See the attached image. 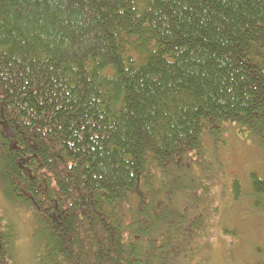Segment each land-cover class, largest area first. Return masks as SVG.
Returning a JSON list of instances; mask_svg holds the SVG:
<instances>
[{"label": "trees", "instance_id": "trees-1", "mask_svg": "<svg viewBox=\"0 0 264 264\" xmlns=\"http://www.w3.org/2000/svg\"><path fill=\"white\" fill-rule=\"evenodd\" d=\"M228 125L264 153V0H0V187L36 264H170Z\"/></svg>", "mask_w": 264, "mask_h": 264}, {"label": "rangeland", "instance_id": "rangeland-1", "mask_svg": "<svg viewBox=\"0 0 264 264\" xmlns=\"http://www.w3.org/2000/svg\"><path fill=\"white\" fill-rule=\"evenodd\" d=\"M224 128L215 144L210 140L204 143L212 182L203 189L207 198L194 208V215L189 214L192 221L201 218L197 234L178 256H171L170 264H264V200L254 208L248 179L250 172L264 167V153L243 139L236 126ZM206 171L193 167L190 175L203 181ZM234 182L238 183L236 196ZM196 185L190 186L189 192L194 199L195 192H200ZM194 199L184 198L187 208L194 207ZM31 212L10 203L0 187V221L12 236L9 258L0 264H36Z\"/></svg>", "mask_w": 264, "mask_h": 264}]
</instances>
